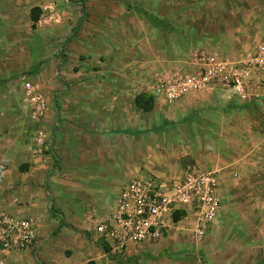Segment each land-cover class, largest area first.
Segmentation results:
<instances>
[{"label": "crops", "instance_id": "0c3cea01", "mask_svg": "<svg viewBox=\"0 0 264 264\" xmlns=\"http://www.w3.org/2000/svg\"><path fill=\"white\" fill-rule=\"evenodd\" d=\"M221 1L209 31L203 28L189 47L166 44L171 53L164 57L148 39H126L109 64L94 55L98 37L85 9L92 2L0 0L11 4L14 26L30 23L32 9L42 14L47 5L60 20L39 32L49 60L12 81L21 85V98L0 110L1 118L9 117L0 125V211L33 220L38 234L36 246L12 251L8 264H264V88L254 83L247 100L231 90L196 91L172 105L157 95L163 79L195 70L198 51L236 63L264 46V0L242 1L247 11L232 18L222 13ZM24 79L39 84L48 100L39 123L29 120L22 101ZM142 93L153 95L151 111L137 106ZM39 129L48 140L36 155L31 147ZM189 168L218 180L221 209L204 237L196 236L190 215L170 221L160 242L129 246L126 256L98 239L97 224L132 180L170 181ZM212 236L241 245L239 252L175 256L197 253L196 244ZM151 249L155 256H148Z\"/></svg>", "mask_w": 264, "mask_h": 264}, {"label": "built area", "instance_id": "2783aa9c", "mask_svg": "<svg viewBox=\"0 0 264 264\" xmlns=\"http://www.w3.org/2000/svg\"><path fill=\"white\" fill-rule=\"evenodd\" d=\"M59 21L53 6L47 5L42 8L37 25H55ZM194 62L193 72L159 82L157 95L165 103L172 105L192 92L215 89L231 90L239 98L247 100L254 83L264 88V46H259L254 54L241 62H230L217 54L204 52H196ZM22 101L32 123L45 118L49 103L39 84L24 79ZM47 140L46 133L42 129L37 130L31 147L33 153L42 154ZM4 170L5 167L0 166V173ZM217 186L214 174L193 168H189L183 177L170 181L152 177L132 180L120 192L108 219L97 224L96 235L110 246L111 253L126 256L131 245L160 242L167 234L168 223L176 214L184 212L182 219L190 215L195 217V234L201 239L220 213ZM37 237L33 220L0 211V264H8V256L14 250L33 249Z\"/></svg>", "mask_w": 264, "mask_h": 264}, {"label": "rangeland", "instance_id": "374dc122", "mask_svg": "<svg viewBox=\"0 0 264 264\" xmlns=\"http://www.w3.org/2000/svg\"><path fill=\"white\" fill-rule=\"evenodd\" d=\"M88 1L92 3L86 5L85 9L90 10V15L94 18V37H98V41L94 42V55L100 62L105 61L109 64L117 61L118 54H121L117 52L118 48L119 51L124 50L122 44L126 39L127 43L138 41L144 43V40L148 39L156 45L158 53H162L164 57L171 53L165 49L166 44H173L181 49L189 47L191 43H196L203 28L209 31V22L219 3V0ZM242 1L245 0H237L238 5H235V0H222L221 6L224 9L222 13H228L232 18L240 11H247L244 6L246 3ZM126 4L133 9L128 10ZM10 7L11 4L0 6V110L5 108L7 103H11L10 100L14 103L21 98V85L12 81L21 76L30 77L35 67L49 60V52L42 45L43 38L39 36L43 27L32 21L29 23L27 19L22 20L21 14L17 17L22 21L14 26L16 14L7 11ZM234 8H237V11H234ZM136 9H142L148 15L158 16L165 22L167 29H159ZM72 28L75 26L72 25ZM64 38L67 37L64 36L62 39ZM112 41L114 47L110 49L108 44ZM113 49L116 52H112ZM113 57H117L115 61ZM7 121L9 117H0V125L5 126ZM234 201L235 198L231 199L230 204L233 205ZM229 207L230 205L227 206ZM221 217L224 218V214ZM223 240V238L218 239L217 236L208 237L207 240L196 244L197 253L188 254L184 251L175 256H235L241 245L230 244ZM156 253L151 249L148 251L150 254L148 256H155Z\"/></svg>", "mask_w": 264, "mask_h": 264}, {"label": "trees", "instance_id": "16d2710c", "mask_svg": "<svg viewBox=\"0 0 264 264\" xmlns=\"http://www.w3.org/2000/svg\"><path fill=\"white\" fill-rule=\"evenodd\" d=\"M126 7L128 10L133 9L129 4H126ZM136 11H138L140 14L144 15L149 21H151L153 24L157 25L158 27L162 28L163 30L167 29V25L165 24L164 21H162L161 19L152 16V15H148L144 10L142 9H136ZM40 9L39 8H33L32 12H31V19L33 22H36L40 16ZM154 97L151 94L148 93H142L139 94L136 97V104L137 106L144 110V111H151L154 108ZM185 215V213H178L175 215L174 217V221H178L181 220L183 218V216ZM105 251H109V247L106 245L105 246Z\"/></svg>", "mask_w": 264, "mask_h": 264}]
</instances>
